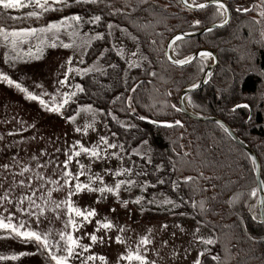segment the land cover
<instances>
[{
    "label": "trees",
    "instance_id": "obj_1",
    "mask_svg": "<svg viewBox=\"0 0 264 264\" xmlns=\"http://www.w3.org/2000/svg\"><path fill=\"white\" fill-rule=\"evenodd\" d=\"M206 1L194 0L193 3ZM223 2L232 12L226 26L178 40L171 50L176 59L192 56L201 48H209L217 54L218 65L208 82L187 96V105L194 112L216 116L230 125L257 154L264 181V23H255L264 21V17L259 15L258 7L252 6L260 4L261 0ZM69 4L62 9L55 6L60 10L44 12L39 18L15 20L36 26L46 25L54 17L80 15L83 22L79 27L83 32L103 34L102 38L92 40L86 57L87 63L97 61L103 73L78 76L85 90L77 92L64 110L74 114L80 105L91 104L103 111L109 129L118 137L130 159L117 177L135 182L133 186L126 183L121 186L138 190L140 208L185 214L212 229V239L216 242L204 246L211 251L199 257L201 264H264V224L259 222V188L253 159L228 131L216 122L187 116L179 102L180 93L197 83L210 63L198 58L190 65L176 66L164 55L167 42L176 33L221 22L220 16L214 17V6L192 10L181 0H145L144 3L140 0L73 3L70 0ZM238 7H247L249 11H237ZM0 8L3 14L20 16L13 15L19 9ZM92 15H100L101 21L89 23ZM225 17L226 13L223 19ZM196 19L201 20L200 25L192 24ZM109 22L122 25L137 38L144 55L140 63L132 66L124 55H117L119 50L107 28ZM149 23L151 26L146 29L139 27ZM101 51H105V55L97 59ZM109 63L116 67H108ZM151 72L155 75H149ZM133 84L137 86L135 93L128 91ZM129 95L134 97L135 112L124 110ZM117 96L121 99H115ZM172 104L181 111L173 109ZM237 104L248 107L233 111ZM141 116L148 119L141 120ZM153 119L180 120L183 126L165 128L151 123ZM134 149L140 155H136ZM185 152L189 155L184 156ZM148 158L152 163H146ZM157 165H160L159 171ZM127 168L133 171L124 172ZM185 176H192L193 180L185 183ZM160 180L164 183H159ZM173 181L178 185L175 189ZM252 188L258 189L256 197L250 195ZM165 198L173 204H163ZM201 200L205 202L203 210ZM192 201L196 202L195 207ZM253 215H257L256 220L252 219ZM211 255L220 259L212 261Z\"/></svg>",
    "mask_w": 264,
    "mask_h": 264
},
{
    "label": "rangeland",
    "instance_id": "obj_2",
    "mask_svg": "<svg viewBox=\"0 0 264 264\" xmlns=\"http://www.w3.org/2000/svg\"><path fill=\"white\" fill-rule=\"evenodd\" d=\"M193 1L188 0L194 4ZM25 2L26 6L19 8L16 11L17 14L13 15H20L21 19H26L31 18L27 15L29 12L40 11L34 5L28 6L27 0ZM2 14L0 11V26L9 31L25 27H46L47 25H23L22 22H15L11 19L9 14ZM62 17H54L49 22H55ZM70 23L74 24V22ZM112 24L117 25L111 30L116 48L118 50L123 49V55L128 62L132 61L134 65L140 63L144 55L136 39H133L134 36L122 25L116 22ZM72 30V28H62L56 36L53 35V32L37 33L19 44L17 51H13L11 45L0 36V72L7 74L11 79L21 83L23 87L37 95L41 92L54 94L57 89L60 90L61 94L65 91H76L74 87L68 85L79 83L77 77L86 76L89 73L80 75L76 72H70L67 84L61 87L57 81L63 78V73L68 67L65 63L67 58L76 53L73 55V68H85L93 64L100 67V65L97 61L87 63V53L84 55L85 62L83 64L79 62L80 52L83 51V48L77 46L84 45L85 41L88 40L92 42L91 38L95 35L83 32L78 27L77 34L73 36L70 35ZM42 41L43 44H41ZM53 42H55L56 47H51ZM61 42L72 44L73 47L63 48ZM37 46H40L39 52L36 51ZM29 49L33 52L32 57L26 55ZM132 53H137V55L133 56ZM5 54L8 57L7 62ZM14 56L17 58L12 60L11 58ZM36 56L39 58H34ZM205 60L211 63L212 56ZM37 85L41 87H37ZM43 98L51 102L50 95ZM60 98L57 96V101ZM83 105L87 104L80 105L74 114L73 112L68 114L64 108L61 109L62 115L48 112L37 101L26 99L24 93L14 86L0 81V165H10L9 169L0 167V196L4 195L5 189L9 190L8 200L0 202V213L4 216H7L8 212L14 213L13 223L25 220L26 227L42 234L48 233L53 244L60 239L59 233L61 231L71 232L74 238H79L81 245L91 244L90 234L95 232L97 237L104 238V242L98 241L92 244L89 252L83 253V256L90 253H95L97 256L103 255L106 258V264H139V261H129L122 258L128 252H139L147 258L148 262L155 261L156 264H193L198 253L205 246L194 240L193 232L199 228L197 235L208 239L214 237L212 229L185 214L140 208L135 203L139 197L137 189H127L121 186L116 195L87 190L80 193L74 192L70 198L73 206L81 209V211L95 209L96 215L92 216L89 221L80 224V227L75 231L71 226L66 228L69 215L67 208L61 204L60 208L57 209L56 204L67 197L68 185H65L63 190H56L57 185L55 184H45L43 188H39L38 184L44 182L37 181L36 174L40 173L45 178L51 177L53 180H58L59 184H63L61 173L65 150L68 149V154H71L70 146L74 145L77 140L88 148L99 144L102 159L90 157L83 152L74 157L68 166V170L74 177L73 180L69 181V185H74L77 179L81 183L88 184L90 176H99L102 177V183L99 180H93L91 182L92 187L99 188L105 185L114 187L116 181L121 178L113 175V173L118 170L121 172L120 170L128 166L130 162L128 154L119 147L122 145L120 140L109 129L103 111L92 106L93 109L100 110L93 117L92 112L80 110ZM69 115H75V120L68 121L66 117ZM89 125L90 127H87ZM77 127L81 128L82 131H74ZM86 127L85 133L83 130ZM9 133L14 134L9 135ZM100 136H106L108 142L117 145V147L114 149L107 148L106 145L100 143ZM41 150L44 152L43 155H41ZM111 152H116L117 156L106 155V153ZM33 156L37 159H31ZM12 157H16L15 162ZM49 160L52 163H47ZM38 162L47 166L37 168ZM25 164L29 166L30 171L13 177L12 173H19L20 168ZM80 165L84 166L83 174L77 177V173L81 171ZM28 177L33 178L31 188L35 189L34 194L28 190ZM21 180L25 181L24 186L19 185ZM49 188L53 189L51 196L48 195ZM22 195L32 196L35 203L45 209L42 214H39L37 208L30 207L29 201L24 200L23 207L28 208L29 212L38 213L39 219L35 215L29 217L27 213L17 209L16 202ZM123 201H128V203L124 204ZM71 215L78 224L83 219L74 214ZM98 220L102 223L105 220L110 221L113 227L108 230L97 229L96 221ZM161 225H167V227L164 228ZM85 233L89 235H85ZM117 236L123 241L122 243L116 242ZM142 237H147L151 242L141 244ZM63 247L64 244L61 241L60 248ZM52 250L57 251L55 247ZM20 252L27 254L18 256L16 260H2L0 264H54L46 257L45 253L37 251L35 243H25L23 240L15 238H4V232L0 230V255L11 256ZM77 252H82V249L78 248ZM58 254H63V252L60 251ZM71 264H79V260L73 258ZM88 264H101V261L97 259L88 262Z\"/></svg>",
    "mask_w": 264,
    "mask_h": 264
},
{
    "label": "snow or ice",
    "instance_id": "obj_3",
    "mask_svg": "<svg viewBox=\"0 0 264 264\" xmlns=\"http://www.w3.org/2000/svg\"><path fill=\"white\" fill-rule=\"evenodd\" d=\"M72 2L73 3H97V0H72ZM140 2L144 3L145 0H140ZM183 3H185L187 5V0H183ZM27 5L28 6L34 5L36 9L40 10V11H32V12H29L27 14L29 17H36V18H39L41 16V14L44 12L57 11V10H60L64 7L70 6L69 0H27ZM57 5L60 6V9L55 7ZM209 5H213L215 8L214 17L216 15H218L222 18L221 19V25L227 23V20L223 19V17L225 15V13L229 11V9H228L226 3L223 2V0H207L206 3H196L194 5H188V6L195 7L198 9H204V8L208 7ZM25 6H26L25 0H0V7L4 8V9H19V8H23ZM252 6L258 7L260 9L259 15L261 17H264V0H261L260 4H258V5L254 4ZM119 11L120 10H117V12H119ZM237 11H241V12L246 13L249 11V8H247V7L239 8L238 7ZM11 19L20 20L21 17H19V16L11 17ZM99 21H101L100 15H92L88 18V22L92 23V24H95ZM70 22H74V24L70 23ZM82 22H83V18L80 15H68V16H63L61 19H59L55 22L47 23L46 27L45 26H42L39 28L25 27V28H19V29H12L9 31V30L5 29L4 27L0 26V36L3 37V40L5 42H7L8 44L11 45L13 51H17L19 44L27 41L29 39V37H32L33 35H35L37 33L53 32V35L56 36V34L59 33L60 29L72 28L73 30L70 33V35L74 36L77 34V29ZM156 23H159V21H157ZM255 23L260 24V23H264V21L256 20ZM192 24L193 25H200L201 20H199V19L193 20ZM149 26H151L150 23L140 25L139 27L146 29ZM115 27H117V25H113L111 22H109L107 24V28L109 30H112ZM206 30L210 32L211 28H207ZM121 31H124V29H121ZM110 34H111V32H109V35ZM262 36H264V32H262ZM102 37H103V34L97 32L95 34V36H93L91 39L95 40V39H100ZM133 39H137V38L133 37ZM181 39H183L182 35L174 36L171 39V41L166 45V47L173 48L175 45V42L178 40H181ZM153 43H155V41H153ZM41 44H43V41L41 42ZM90 44H91V40H88V41H85L84 45L77 46V47L83 48V51L80 52L79 62L81 64H83L85 62L84 61V55L88 52V47L90 46ZM51 47H56L55 42H53L51 44ZM61 47L67 49V48H72L73 45L61 42ZM36 51L37 52L40 51V46H37ZM105 51H107V50H105ZM105 51H101L99 53V56L97 57V59L104 57ZM75 54L76 53H74L73 55H75ZM26 55H28L29 57H32L33 56L32 50L29 49L28 52L26 53ZM73 55H70L67 58L65 63L68 65V67L66 68V70L63 73V78L59 79L57 81V83L61 87L65 86L67 84L70 72H76L80 75H85V74L92 73V72L103 73V69L96 67L95 64H93L92 66H89V67H85V68H73L72 67ZM117 55L122 57L123 56V49H120L117 52ZM132 55L136 56L137 53H132ZM164 55L168 58V60H170L172 63L177 64V65L188 64L194 59V57L191 55L185 56L183 59H173L172 56L169 55L167 52H165ZM197 55L201 58V62H203L206 58L211 57L212 53L209 51L201 50L197 53ZM16 58L17 57L14 56L11 59L15 60ZM34 58L38 59L39 57L36 56ZM7 59H8L7 54H5L6 62H7ZM128 63L132 66H135L132 61H129ZM108 67L115 68L116 65L109 63ZM149 75L154 76L155 73L151 72V73H149ZM209 75H211V73H209ZM0 81H4L8 85L14 86L20 92L24 93L26 99L32 100V101H37L39 103V105L43 109H45L46 111L58 113L61 115H62L61 109L64 108V106L67 105L69 103V101L72 100V98L77 95V92L82 93L85 90L81 84L77 83L75 85H68L69 87H74L76 89V91H73V92L65 91L61 94L60 90L57 89L54 94L41 92V94L37 95V94H34L33 92L29 91L27 88L23 87L21 83L11 79L7 74H5L3 72H0ZM37 87H41V86L37 85ZM196 87H198L197 83L191 84V88H196ZM136 90H137L136 84H133L132 88L128 89V91L131 93H135ZM49 95L51 96V102H49L48 100H45L43 98L44 96H49ZM169 95H170V93H169ZM57 96L61 97L59 99V101H57ZM115 99L119 100V99H121V97L117 96ZM133 100H134V97L132 95H129L127 97V100H126L127 108L124 109L125 111L135 112V108L132 107ZM171 107L173 109H175L176 111H181V109H179L176 104H172ZM240 107L247 108L248 105L247 104H243V105L237 104L234 106V108L232 110L234 111L236 108H240ZM80 110L86 111V112H92L93 117H95V114L97 111H100V110L93 109L91 104L81 106ZM108 114L111 115L110 112ZM113 118L115 119V117H113ZM66 119L68 121H74L75 115H69L66 117ZM140 119L146 120L148 118L145 116H141ZM150 122L153 124H157L159 126L165 127V128H173V127H182L183 126L180 120L169 121V120L153 119ZM216 123L218 125H220V127L224 128L225 132L228 131V129L225 128L224 125L220 121H216ZM87 127H90V125ZM87 127L83 130L85 133L87 131ZM74 131L81 132L82 129L77 127L74 129ZM13 134L14 133H9V135H13ZM113 135H115V133H113ZM99 140H100V143L106 145V147L109 149H114L117 147V145H115L113 143H109L108 138L106 136H100ZM141 143L146 144L147 141H141ZM119 147L123 149L124 146L120 145ZM180 147L183 148V145H180ZM70 148L72 149L71 154H68V149L65 150V159H64L63 165H62V173L61 174L63 177V184H59L58 180H53V179H51V177L45 178V176L40 174V173L36 174V180L44 182L43 184H38L39 188H43L45 184H55V185H57L56 190H63L64 186L68 185L67 197L65 199L61 200L59 203H57L56 208L59 209L61 204L66 206L67 213L69 214L67 224H66V228L68 226H71L73 231H75L78 227H80V224H83L85 221H89L92 216L96 215V212H95V209L81 211V209L74 207L72 202H71V199H70L74 192L80 193L82 191L87 190L89 192L95 191V192H99L101 194L112 193V194L116 195L122 184L126 183L129 186H133L135 184V182L129 178L127 180H117L114 187H110V186L105 185L103 187L94 188L91 186V182L93 180H99L102 183V177L90 176L88 184L81 183L77 179V181L74 185H69V181L73 180L74 177H73V174L68 170V166L73 161L74 157L79 156L80 153L83 152L90 157H93L96 159H102V157L100 156L99 144H96L93 147L88 148V147H84L80 143V141L77 140V141H75L74 145L70 146ZM57 151H59V149H57ZM133 151L135 152L136 155H140V152L138 150L134 149ZM43 154H44V152H43V150H41V155H43ZM106 155L117 156V153L111 152V153H106ZM183 155L188 156L189 153L185 152V153H183ZM31 159L36 160L37 158L35 156H33ZM12 160L15 162L16 157H12ZM47 163H52V161L49 160ZM146 163H149V164L152 163L151 158H148ZM77 164H79V161H77ZM253 164H255V160H253ZM46 166H47L46 164L42 165L39 162L36 164L37 168L46 167ZM0 167H3L4 169H9L10 165L4 164V165H0ZM83 168H84V166L80 165L81 171L77 173V177L79 175L83 174ZM156 170L157 171L160 170V165L156 166ZM173 170H175V168ZM27 171H30V169H29V166L27 164H25V165H23V167L20 168L19 173L13 172L12 175H13V177H15L16 175H23V173H25ZM105 171H108V170H105ZM123 171L124 172H132L133 169L127 168V169H123ZM118 174H119V170L116 173H113V175H118ZM136 175H139V174L136 173ZM200 176H203V173H200ZM205 179H211V178L205 177ZM192 180H193L192 176L183 177V181L185 183H189ZM32 182H33V178L28 177V190L32 191L34 194L35 189L31 188ZM159 183L163 184L164 181L160 180ZM24 184H25L24 180L19 181L20 186H24ZM172 185H173V189L178 187L177 182H175V181L172 182ZM260 186H264V181H261ZM141 187H143V186H141ZM212 187H215V185H212ZM257 191H258L257 188H252L250 195L253 197H256ZM8 192H9V190L5 189L4 195L0 196V202H3L4 200H8ZM52 192H53V189L49 188L48 195L51 196ZM140 199L141 198L138 197L137 200L135 201V203H139ZM24 200L29 201L30 207L37 208L39 210V214H42L45 211L44 208H41L40 205H37L35 203L32 196H23V195L16 202L17 209L19 211H22L23 213H27L29 215V217L35 215V216H37V219H39L38 213L29 212L28 208L23 207ZM258 202L262 206H264V198H260ZM9 203H11V201H9ZM123 203L127 204L128 201H123ZM149 203H154V201H149ZM162 203L163 204H173V201L165 198L162 201ZM204 203L205 202L203 200L200 201V207L202 210L204 209ZM192 204H193V207L196 206L195 201H192ZM111 210L114 211V209H111ZM71 214H74L77 217H82L83 219L78 224ZM14 215L15 214L12 212H8L7 216H4L2 213H0V230H3L4 238H15V239L23 240L25 243H28V242L35 243L37 245V251L45 253L46 257L49 258L51 262H54V264H71V260L73 258L78 259L79 264H88V262L94 261L97 259L99 261H101V264H106V258L103 255L97 256L95 253H90L86 256H83V253L89 252V249L92 247V244H95L98 241L100 243L104 242V238L103 237H97L95 232L90 234V240L92 242L91 244L81 245L79 243L78 237L74 238L71 232H66V231H61L59 233L60 239L57 240L55 242V244H53V242L49 239L48 233L42 234L38 231H35L31 228L26 227V221L25 220H20L19 223H13ZM258 215H259V222L261 224H264V207H262V210L259 212ZM252 219L256 220L257 215H253ZM96 225H97V229L103 228L104 230H108V229H111L113 227V224L107 220H105L103 223L98 220V221H96ZM161 227L166 228L167 225H161ZM121 231H123V228H121ZM149 231H151V229H149ZM198 232H199V228H197L193 232V238L195 241H199L200 243L204 244L205 246L214 244L216 242L212 238L204 239L203 237L197 235ZM85 235H89V234L85 233ZM110 239L111 238L109 237V240ZM61 241H63V244H64V247L62 249L60 248V242ZM116 242L122 243L123 241L120 239L119 236H117ZM150 242L151 241L147 237H142L140 240L141 244H148ZM54 247L57 249V251L52 250ZM78 248L82 249V252H77ZM60 251H62L63 254H58ZM145 251H147V249H145ZM210 251L211 250L208 249L207 247H205L203 250H201L198 253V257L196 260H194L193 264H201L199 257L205 256L206 254H209ZM26 254L27 253L20 252L18 254H13L11 256L0 255V261L7 260V259L16 260L18 258V256H23ZM122 258L129 260V261H132V260L139 261V264H156L155 261L148 262L147 258L145 256L139 254V252H136V253L128 252L127 255L123 256ZM210 259L212 261H218L220 258L217 255H211Z\"/></svg>",
    "mask_w": 264,
    "mask_h": 264
},
{
    "label": "water",
    "instance_id": "obj_4",
    "mask_svg": "<svg viewBox=\"0 0 264 264\" xmlns=\"http://www.w3.org/2000/svg\"><path fill=\"white\" fill-rule=\"evenodd\" d=\"M181 2L183 3V0H181ZM207 2V1H206ZM206 2H203V3H206ZM225 3V2H224ZM186 7L192 9V10H201V9H198V8H195V7H190L188 5H194L190 2L187 1V5L185 3H183ZM227 5V4H226ZM211 6V5H209ZM208 6V7H209ZM228 7V5H227ZM207 8V7H206ZM229 11L226 12V17H225V20H227V23L221 25V22L219 23H215V24H212V25H209L207 27H203V28H200V29H196V30H191V31H184V32H179V33H176L174 36L176 35H182L183 36V39L185 38H190V37H195V36H199L201 34H204V33H207L209 31H207L206 29L207 28H211V31L216 29V28H222L224 26H226L230 20H231V17H232V12H231V9L228 7ZM172 36L169 41L167 42V44L171 41V39L174 37ZM166 44V45H167ZM201 50H205V51H209L212 53V62L208 65V67L206 68V71L204 72L203 76L201 77V79L197 82L198 84V87L196 88H191L190 87H187L185 88L179 95V102L181 104V107H182V110L184 111V113L193 118V119H196V120H199V121H207V122H216V121H220L225 128L228 129V133L230 134V136L238 143L240 144L246 151L247 153L251 156V158L253 160H255V170H256V177H257V182H258V188H259V199L260 198H264V186H260V183L262 180V177H261V163H260V160L257 156V154L255 153L254 150H252V148L245 142L243 141L239 136H237L234 131L232 130V128L230 127V125H228L226 122H224L222 119L216 117V116H213V115H203V114H200V113H197V112H194L192 111L188 106H187V103H186V98L187 96L192 93V92H195L199 89H201L209 80L210 76L212 75L215 67L218 65L219 63V59H218V56L217 54L209 49V48H201L199 50H197L192 56L194 57V59L188 63V64H184V65H177V64H174L172 63L170 60H168L170 63H172L173 65H176V66H187V65H190L192 63H194L198 58H200L197 53ZM166 52L172 56L173 59H176L174 58L173 54H172V50L171 48H168L166 47ZM168 59V58H167ZM209 73H211V75H209ZM262 206L260 203H259V210L261 211L262 210Z\"/></svg>",
    "mask_w": 264,
    "mask_h": 264
},
{
    "label": "bare ground",
    "instance_id": "obj_5",
    "mask_svg": "<svg viewBox=\"0 0 264 264\" xmlns=\"http://www.w3.org/2000/svg\"><path fill=\"white\" fill-rule=\"evenodd\" d=\"M188 1V0H187Z\"/></svg>",
    "mask_w": 264,
    "mask_h": 264
}]
</instances>
